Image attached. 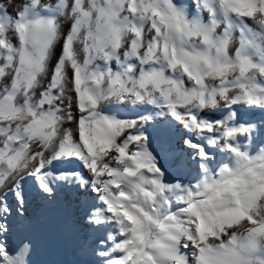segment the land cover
<instances>
[{"label":"snow or ice","instance_id":"snow-or-ice-1","mask_svg":"<svg viewBox=\"0 0 264 264\" xmlns=\"http://www.w3.org/2000/svg\"><path fill=\"white\" fill-rule=\"evenodd\" d=\"M64 189L98 264H264V0H0V264Z\"/></svg>","mask_w":264,"mask_h":264},{"label":"bare ground","instance_id":"bare-ground-1","mask_svg":"<svg viewBox=\"0 0 264 264\" xmlns=\"http://www.w3.org/2000/svg\"><path fill=\"white\" fill-rule=\"evenodd\" d=\"M259 116V113H255ZM159 144V139L155 141ZM174 148L180 147L179 134L171 141ZM171 175H176V169L168 163ZM187 178V172L182 173ZM80 197V201L86 200ZM74 191L61 190L55 202H42L38 198L28 208V216L18 220L13 234L7 238L11 246H16L21 240L31 242L33 249L29 257L31 264H98L100 257L95 252L98 235L87 229L70 230L67 223V206L71 204V212L76 213L82 205L78 204ZM41 205L39 211L37 206ZM28 217H31L29 219Z\"/></svg>","mask_w":264,"mask_h":264}]
</instances>
